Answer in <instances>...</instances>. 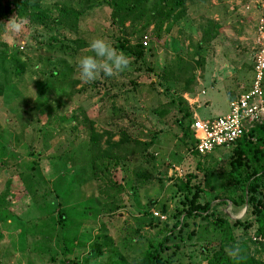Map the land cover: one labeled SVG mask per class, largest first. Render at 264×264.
<instances>
[{
	"label": "rangeland",
	"instance_id": "1",
	"mask_svg": "<svg viewBox=\"0 0 264 264\" xmlns=\"http://www.w3.org/2000/svg\"><path fill=\"white\" fill-rule=\"evenodd\" d=\"M71 1L42 0L40 6L49 11ZM194 2L185 0L184 12L167 31L165 22L159 30L150 24L140 38V56L126 54L124 48L137 41L131 32L139 29L147 14L132 27L125 20L122 27L111 20L103 0L78 12L76 31L47 20L44 25H24L17 47L4 38L7 46L0 48V264H134L161 236L162 221L172 212L176 184L189 174L194 175L190 184H198L204 196L220 197L211 202L215 210L231 217L243 213V209L232 211L229 202L214 204L226 197L221 187L228 183L233 145L193 154L177 122L186 121L183 110L168 107L162 115L157 112L171 96L180 95L182 80L190 74L186 63L193 60L198 66L213 56L209 33L206 26L202 28L204 18L197 23L201 32L191 27L190 13L197 11ZM250 3L239 0L230 13L254 20L255 33L258 18H264L263 12L255 10L263 5ZM206 11L201 8L198 13ZM238 29V24L231 26L220 56L228 57L240 47ZM97 36L123 51L131 65L112 77L102 74L84 82L77 62L90 54L88 46L74 54L70 48L75 37L90 41ZM52 44L65 45L67 54L50 50ZM14 63L23 65L21 74L14 73ZM249 68L245 63V73ZM220 103H211L209 117L225 112ZM117 139L129 143L131 155L103 160L106 140ZM131 139L140 144L133 145ZM30 163L38 179L33 186L26 170ZM96 246L99 254L93 251ZM196 248L185 242L171 254L172 264H205ZM164 254H170V249Z\"/></svg>",
	"mask_w": 264,
	"mask_h": 264
},
{
	"label": "trees",
	"instance_id": "2",
	"mask_svg": "<svg viewBox=\"0 0 264 264\" xmlns=\"http://www.w3.org/2000/svg\"><path fill=\"white\" fill-rule=\"evenodd\" d=\"M42 0H0V20L3 27L0 33V48H5L8 37L12 47H17L19 41L24 37L23 26L28 24H41L49 20L59 28H72L76 31V18L78 12L91 6L97 0H72L64 2L60 6H53L49 11L40 6ZM110 10L111 20L119 26H124L125 20L133 22L146 18L143 24L134 32L136 36L134 44H126V54L140 56L142 46L140 38L150 24L155 30H159L164 24V30L184 12L185 0H103ZM74 5L70 7V4ZM49 13V14H48ZM53 13H55L53 15ZM12 17L23 21L22 28L14 31L6 28L5 24ZM49 17V19H48ZM54 40V37H51ZM127 42L126 39L123 43ZM89 41L80 37L73 40L72 53L88 46ZM120 43V47H124ZM50 50H60L59 54H67L65 45H49ZM4 54V52H2ZM5 55V54H4ZM14 57V55L12 54ZM2 58H6L2 56ZM17 58H14V62ZM16 75L23 72L21 63L13 64ZM54 102V101H52ZM168 107H176L178 111L183 110V119H178L181 124V134L189 151L193 150V140L189 125L192 121L191 113L188 112L186 101L179 96H171L162 107L157 110L159 115L166 112ZM127 139V138H126ZM132 144H140L139 141L131 139ZM143 144V143H142ZM91 146V145H90ZM129 143L125 139L115 141L106 140V145L101 148V158L125 159L131 155ZM233 154L228 162L226 175L228 183L221 190L226 192L224 199H219L214 204H225L229 202L231 210L244 209L240 216L231 217L222 210H215L211 202L220 197L212 195L204 196L198 184H190L194 175L189 174L184 181L176 184V194L173 195L174 202L170 216L162 221L161 236L153 245L145 250L143 255L134 264H172L171 254L178 250L185 242L196 248L205 264H264V125H254L250 131L242 135L233 144ZM214 150V149H213ZM144 155L148 154L144 152ZM94 157H90L93 161ZM30 186L38 184L35 177L33 165L26 167ZM34 184V185H35ZM109 198H113L112 195ZM220 201V202H219ZM59 216L63 215L57 211ZM62 218V216H61ZM170 239V240H169ZM238 244L242 249L243 259L236 261L229 257L227 250ZM97 247V246H96ZM170 249V254H164ZM99 254V247L93 250ZM190 264H201L194 262Z\"/></svg>",
	"mask_w": 264,
	"mask_h": 264
},
{
	"label": "crops",
	"instance_id": "3",
	"mask_svg": "<svg viewBox=\"0 0 264 264\" xmlns=\"http://www.w3.org/2000/svg\"><path fill=\"white\" fill-rule=\"evenodd\" d=\"M248 2H251V5L255 2L261 3L263 5L262 9H257L255 12L260 11L264 14V0H248ZM238 3L239 0H195V5L193 4V8L195 9L196 7L197 13H194L193 9L192 13H190L191 27L195 25L196 29L200 30L201 26L197 23L201 21L202 17L204 18L206 25L203 24L202 28L206 26L209 33L213 56L205 58L203 63L199 61V65L203 68H200L201 66L198 67L199 65L197 66L195 61L189 60V63H186V65L189 67L190 74L183 78V80L180 78V80L184 81L180 96L186 101L191 118L206 119L216 117H209L207 109L211 103L216 104L218 101L221 102V105L223 104L222 107L225 111L224 113H226L229 101L246 90L250 84L252 55L254 51V20L250 22L249 18L240 19L230 13L232 4L236 5ZM201 8H206L207 10L205 13H201L202 15L198 13ZM195 14L198 17H195ZM234 24H238L239 26L237 39L240 42V47H237V51H234L228 57L220 56L225 49L222 43L226 41L227 33H230L231 26ZM240 28L243 30H240ZM247 62L250 64V68L245 73L243 66Z\"/></svg>",
	"mask_w": 264,
	"mask_h": 264
},
{
	"label": "built area",
	"instance_id": "4",
	"mask_svg": "<svg viewBox=\"0 0 264 264\" xmlns=\"http://www.w3.org/2000/svg\"><path fill=\"white\" fill-rule=\"evenodd\" d=\"M251 79L246 90L229 101L226 113L214 118H192L193 150L204 155L233 145L254 125H264V18H258L254 37ZM158 215L157 212L153 213ZM162 218V216H159Z\"/></svg>",
	"mask_w": 264,
	"mask_h": 264
},
{
	"label": "clouds",
	"instance_id": "5",
	"mask_svg": "<svg viewBox=\"0 0 264 264\" xmlns=\"http://www.w3.org/2000/svg\"><path fill=\"white\" fill-rule=\"evenodd\" d=\"M22 24L21 19L12 17L5 24V27L19 31ZM88 50L90 54L81 56L77 62L80 78L84 82L95 81L102 74L112 77L130 68V58L103 37H93L88 43ZM227 254L236 261L243 259L242 249L238 244L231 246L227 250Z\"/></svg>",
	"mask_w": 264,
	"mask_h": 264
},
{
	"label": "water",
	"instance_id": "6",
	"mask_svg": "<svg viewBox=\"0 0 264 264\" xmlns=\"http://www.w3.org/2000/svg\"><path fill=\"white\" fill-rule=\"evenodd\" d=\"M245 208H243L242 212L244 211Z\"/></svg>",
	"mask_w": 264,
	"mask_h": 264
}]
</instances>
